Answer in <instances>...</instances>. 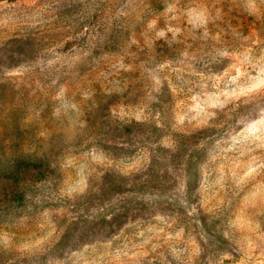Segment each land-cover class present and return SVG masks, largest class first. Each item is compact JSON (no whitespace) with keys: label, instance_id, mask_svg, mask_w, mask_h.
Wrapping results in <instances>:
<instances>
[{"label":"rangeland","instance_id":"374dc122","mask_svg":"<svg viewBox=\"0 0 264 264\" xmlns=\"http://www.w3.org/2000/svg\"><path fill=\"white\" fill-rule=\"evenodd\" d=\"M0 264H264V0H0Z\"/></svg>","mask_w":264,"mask_h":264}]
</instances>
